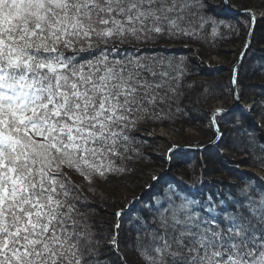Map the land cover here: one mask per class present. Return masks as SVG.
<instances>
[{
	"label": "snow or ice",
	"instance_id": "obj_1",
	"mask_svg": "<svg viewBox=\"0 0 264 264\" xmlns=\"http://www.w3.org/2000/svg\"><path fill=\"white\" fill-rule=\"evenodd\" d=\"M221 26L207 0H0V264H128V216L135 264H264V175L199 198L150 175L143 209L125 200L109 237L81 194L136 171L137 134L179 110L187 64L162 45ZM229 115L214 112L217 139L220 121L241 130ZM241 135L264 167V144Z\"/></svg>",
	"mask_w": 264,
	"mask_h": 264
},
{
	"label": "trees",
	"instance_id": "obj_2",
	"mask_svg": "<svg viewBox=\"0 0 264 264\" xmlns=\"http://www.w3.org/2000/svg\"><path fill=\"white\" fill-rule=\"evenodd\" d=\"M249 0H244L242 5L248 7ZM262 3V7H264V0H258ZM231 4L234 6L235 0H231ZM216 10V9H215ZM213 10H211V14H213ZM237 17V18H236ZM243 16H234V18H226L223 20L224 25H232L231 28H227L221 26L218 29L217 35L212 36L209 35L212 31L211 27L207 28V31L203 33L202 38L198 41H193L191 43H187L189 45L195 44L199 46V53L201 57H211L216 54L222 57L224 54L221 49L224 45H233L235 42L239 41V32H247V28L249 25V18L247 15ZM245 18V19H244ZM241 33V32H240ZM209 39L210 42L208 41ZM251 42L250 46L247 48V54L241 61L242 63L238 69V77L242 78L243 82V92H242V102L249 103L250 101H256V109L254 114L257 118L260 119L264 123V72L261 71V66H264V50L259 48V45L264 44V25L253 27L251 33ZM215 41V43H214ZM181 44V43H179ZM184 44V43H183ZM171 53L176 56L177 59H181V54L179 52L171 50ZM186 61L188 74L184 79V84L186 87L184 88V98L182 103L179 105V110L173 109V116L170 119H166L163 122L151 123L145 126V128H149L152 126H166L173 130H177L178 126H190L196 129L198 124H202L205 121L208 114V107L212 102H216V100H221L223 98L231 97L232 95V86L229 82L231 77V68L226 69L227 72L219 67L216 68H207L204 66H200L194 63L193 59L189 57H183ZM218 68V69H217ZM225 74V76H224ZM199 77L206 78V80H199ZM246 82V83H245ZM240 118L241 130L233 129L231 124L224 123L223 121L219 122V128L224 133L223 139H219L218 142L214 145H207L210 141L214 140L216 133L213 128L210 126L207 127V130L202 133V137L196 145H194L190 140H185V144L189 149L190 147H200L202 149L197 150H186L183 151H175L171 157L170 168H172L175 164L179 166L178 172L170 171L169 176H165L163 180L168 181H176L182 184L185 187H191L193 192L197 193V198H199L200 193L207 194L209 192L217 193V192H227L228 186L233 181H239L240 176L237 168L241 166H249L257 168L261 171H264V167L260 165L258 160H254L249 157L248 153L245 151L246 144L243 142V138L241 135V131H246L249 134L254 135L258 138V143L256 144V151L259 153L260 145L264 144V138L257 135L254 126L248 121L247 117L242 114L240 110L237 111ZM236 111H230V115L227 119L232 120L234 122L235 119L231 117L232 114H235ZM219 120V117H217ZM197 125V126H196ZM224 125V128L221 127ZM249 125V126H248ZM141 137L140 135H138ZM144 149H149V145L145 142L143 143ZM207 145V146H206ZM185 146V147H186ZM224 146L226 149L236 153L238 156L245 154L246 159H241L238 161H233L232 156H227L226 154H221L219 151H216L218 147ZM142 150V158L140 160L134 161L131 165L133 168L138 164H142L147 160L145 157H149L150 155L143 153ZM151 157V156H150ZM221 157L223 159H227V163L230 166V169L225 168L224 166H216V164L221 161ZM220 159V160H219ZM241 161H247L246 163H241ZM222 162V161H221ZM235 169L231 170L232 167ZM231 171V172H230ZM245 174H249L247 172H243ZM132 174V173H130ZM129 174V175H130ZM128 176V175H127ZM125 176V177H127ZM222 177L219 180L218 178ZM122 179V178H120ZM246 180L247 177L245 176ZM222 181V182H221ZM103 182L97 181L93 188L95 189V194L93 191L88 190V185L86 182H83V186L81 188V194L87 199H89V204L92 206L94 210V214L89 217L91 221H95L94 228H96L98 235L109 237L111 235V226L115 222L116 219L112 213H114L119 207L122 206L123 201L114 200V197L108 195H102V193H106V191H101L99 184ZM78 183H82L78 181ZM103 189V188H102ZM108 194V193H107ZM90 197V198H89ZM148 198V197H147ZM91 199H95L98 202H92ZM129 201V200H128ZM147 199L144 200V202ZM143 202V201H142ZM143 202V207H144ZM102 206H106L107 208L113 209L112 212L107 211L109 209H102ZM137 206V205H136ZM131 217V216H128ZM131 219V218H130ZM129 219L125 218L123 221V231L121 232V254L127 257L128 261H135L134 253L131 251V248L124 247V243L128 238V233L130 231V226L128 223ZM106 243V241H105ZM109 253L104 252L103 255H108ZM113 260L116 259L115 256L112 257Z\"/></svg>",
	"mask_w": 264,
	"mask_h": 264
},
{
	"label": "rangeland",
	"instance_id": "obj_3",
	"mask_svg": "<svg viewBox=\"0 0 264 264\" xmlns=\"http://www.w3.org/2000/svg\"><path fill=\"white\" fill-rule=\"evenodd\" d=\"M211 10H213V15L219 19L223 20L226 18H234V16H243L245 15L248 16L249 18V25L247 28V32H242L240 31L238 36H239V41L235 42L233 45H224V47L221 49V51L224 52V54L221 56L219 55H212L211 57H214L213 60H208V63L204 61L203 64L198 63L197 61H194L197 65H205V67L209 68H216L219 67L225 71V74L227 72L226 69L231 68V77H230V84L232 86V95L233 98L228 97V98H223L221 100H216V102H212L208 107L209 111L208 114L206 115L207 118L209 117L211 112H214L216 110L224 109V110H229V111H236L235 114H232L231 117L233 119H237L239 116L238 110L242 112L244 116L247 117L249 123L252 124L256 130L257 135L260 137L264 138V123L260 121L259 118L256 117L254 114V111L257 107L255 99L250 101L249 103H245L247 105V108L242 105V92H243V87L242 83L243 82L242 78L238 77V69L240 64L242 63L241 61L247 54V48L250 46L251 42V33L253 30V27L256 25L258 26H263L264 25V7H262V3L259 2L258 0H249L248 7L242 5L244 3V0H235L236 5L231 4V0H207ZM264 6V5H263ZM216 9V10H215ZM242 17V18H243ZM237 18V17H236ZM246 18V17H245ZM244 18V19H245ZM212 35L211 33L208 34ZM210 37V36H209ZM211 39L208 41L210 42ZM215 43V41H214ZM163 47H167L168 49H171L173 51L179 52L181 54V59L183 57H189L190 59L196 60V56L193 55V52L190 53L192 50L191 47L192 45L189 44H169V45H162ZM260 49L264 50V44L259 45ZM214 61V62H212ZM218 69V68H217ZM224 74V76H225ZM199 80H206V78L199 77ZM235 79V83H233V80ZM246 83V82H245ZM239 95V100H236V95ZM245 109V110H244ZM234 120V121H235ZM240 120V118H239ZM207 122L205 125L198 124V126L195 128L190 127V126H181V128L178 126L177 130H173L169 127L163 126V127H149L145 128L144 131L139 132L137 135H140L141 137L144 138V142L148 144L150 147L149 149L143 148L144 145L142 146L143 148V153L144 156L145 154L150 155L149 157H145L147 160L144 162L143 167L142 164L134 166L136 171L132 172V174L128 175L127 177H123L122 179H113L110 178L107 182H101L99 184L101 191H106V193H102V195H108L114 197V200L117 201H123V200H129L131 201L134 197H142V194L144 192H147L146 189L143 190L141 187L142 185H146L147 179L150 175H157L161 176L162 178H165V176H169L168 174L170 171L178 172L179 166L174 165L172 168H170L171 164V157L173 153L177 151H183L186 152V150H191L186 148L184 145V141L190 140L194 145L199 143L202 133L207 130L208 127ZM249 126V125H248ZM221 127L224 128V125ZM214 131H216V127H213ZM221 130V129H220ZM222 131V130H221ZM217 134V133H216ZM219 140V139H218ZM217 141V139H215ZM176 145L177 148L175 149L174 152H169L170 148H173V146ZM216 151H219V153L226 154L228 157L232 156L233 161H238L243 159H246V155H240L238 156L236 153H233L232 151L226 149L224 146L221 148L215 149ZM142 151V150H141ZM220 160V159H219ZM222 161V162H221ZM221 161L219 164L217 163L216 166L219 168L220 166H224L225 168H229L230 166L228 165L227 159H223L221 157ZM232 169H235V167L231 166ZM239 171L247 172L251 175L255 176H262L264 175V171H261L257 168L254 167H249V166H241L240 168H237ZM231 172V171H230ZM73 179L75 180L76 183L78 181H81V178L78 176H74ZM219 180H222V177L218 178ZM224 181V179L222 180ZM221 181V182H222ZM82 182V181H81ZM95 189L93 191V194H95ZM108 193V194H107ZM90 198V197H89ZM143 198V197H142ZM92 202H96L95 199H91ZM89 201V199H88ZM143 199L135 205L133 208V211H136L137 209H143ZM98 204V202H96ZM99 205V204H98ZM100 206V205H99ZM102 209L107 211L112 212L113 209L107 208L106 206H102ZM115 220V219H114ZM114 224V223H113ZM128 264H135V261H128Z\"/></svg>",
	"mask_w": 264,
	"mask_h": 264
},
{
	"label": "bare ground",
	"instance_id": "obj_4",
	"mask_svg": "<svg viewBox=\"0 0 264 264\" xmlns=\"http://www.w3.org/2000/svg\"><path fill=\"white\" fill-rule=\"evenodd\" d=\"M190 50H192L190 53H192L193 52V55L194 56H196V60H194V61H197L198 63H200V64H203L204 63V61H206V63H208V60H213V58L215 57H201V55H200V53H199V46H196L195 44H192V47H191V49ZM212 62H214V61H212ZM196 64V63H195ZM201 66H203V65H201ZM242 105L244 106V108L246 107L247 108V105H245V103H243L242 102ZM245 110V109H244ZM215 112V111H214ZM214 112H211L210 113V115H209V117H208V119H206L205 121H203V124L205 123H207V122H210V123H208V126H210L211 128H213V127H217V125L216 124H214L213 122H212V120H213V115H214ZM204 124V125H205ZM158 127V126H157ZM159 127H162V126H159ZM215 133H217L216 131H215ZM215 139H217V134H216V136L214 137V140H212V141H210L209 143H207V145H211V146H214L217 142H218V139H217V141H215ZM186 145H189V144H185V145H183L182 147H184V146H186ZM206 145V146H207ZM186 148H188L187 146H186ZM193 149V150H197V149H202V148H200V147H190L189 146V149ZM218 148H221V147H218ZM239 171V170H238ZM239 172H242L243 173V171H239ZM157 187H159V185H157ZM144 189H146V187H144L143 188V190ZM146 191H147V189H146ZM142 197H143V202H144V200L145 199H148L147 197H148V192H144V194H142ZM141 205H143V204H141ZM135 207V206H134ZM130 218L131 217H127V219H129L130 220Z\"/></svg>",
	"mask_w": 264,
	"mask_h": 264
}]
</instances>
